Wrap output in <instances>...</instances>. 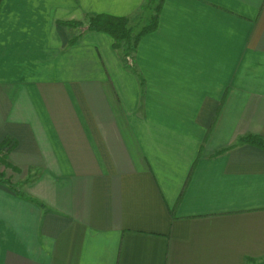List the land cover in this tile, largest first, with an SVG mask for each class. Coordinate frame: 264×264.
I'll return each mask as SVG.
<instances>
[{
    "label": "crops",
    "instance_id": "obj_1",
    "mask_svg": "<svg viewBox=\"0 0 264 264\" xmlns=\"http://www.w3.org/2000/svg\"><path fill=\"white\" fill-rule=\"evenodd\" d=\"M146 2L0 0V264L263 263L264 0H162L129 56L68 24Z\"/></svg>",
    "mask_w": 264,
    "mask_h": 264
},
{
    "label": "trees",
    "instance_id": "obj_2",
    "mask_svg": "<svg viewBox=\"0 0 264 264\" xmlns=\"http://www.w3.org/2000/svg\"><path fill=\"white\" fill-rule=\"evenodd\" d=\"M162 0H147L143 6V22L137 27L131 25V18L128 16L113 15L108 13H99L89 17L87 23L71 22L69 25L83 27L88 30H96L109 34L114 39L115 47H125V54L129 56L137 46L140 38L154 30L158 25L159 14L161 10ZM151 13L150 16L147 14ZM238 143H248L264 148V137L257 134H248L239 138ZM11 140L9 138L0 142V183L8 185L11 189L16 190L12 178L7 176L5 169L9 166L6 157L7 150L12 149ZM17 193L24 195L17 190ZM264 264V261L263 263Z\"/></svg>",
    "mask_w": 264,
    "mask_h": 264
},
{
    "label": "rangeland",
    "instance_id": "obj_3",
    "mask_svg": "<svg viewBox=\"0 0 264 264\" xmlns=\"http://www.w3.org/2000/svg\"><path fill=\"white\" fill-rule=\"evenodd\" d=\"M148 16L151 15V13L147 14ZM143 22V13L139 14V16H136L134 18H131V22L130 24L131 25H134V26H138V25H141V23ZM85 27V25L83 26V28ZM126 50V49H125Z\"/></svg>",
    "mask_w": 264,
    "mask_h": 264
}]
</instances>
